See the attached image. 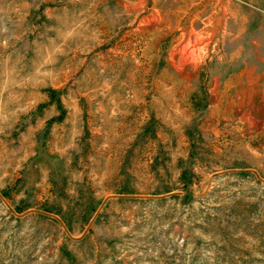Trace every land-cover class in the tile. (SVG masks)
Segmentation results:
<instances>
[{"label":"rangeland","instance_id":"rangeland-1","mask_svg":"<svg viewBox=\"0 0 264 264\" xmlns=\"http://www.w3.org/2000/svg\"><path fill=\"white\" fill-rule=\"evenodd\" d=\"M0 264H264V0H0Z\"/></svg>","mask_w":264,"mask_h":264}]
</instances>
